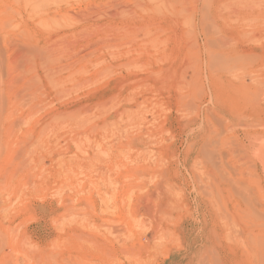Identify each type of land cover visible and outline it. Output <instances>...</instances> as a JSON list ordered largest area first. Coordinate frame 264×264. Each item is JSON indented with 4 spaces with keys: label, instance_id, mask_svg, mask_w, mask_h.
Here are the masks:
<instances>
[{
    "label": "rangeland",
    "instance_id": "rangeland-1",
    "mask_svg": "<svg viewBox=\"0 0 264 264\" xmlns=\"http://www.w3.org/2000/svg\"><path fill=\"white\" fill-rule=\"evenodd\" d=\"M262 136L264 0H0V264H258Z\"/></svg>",
    "mask_w": 264,
    "mask_h": 264
},
{
    "label": "bare ground",
    "instance_id": "bare-ground-1",
    "mask_svg": "<svg viewBox=\"0 0 264 264\" xmlns=\"http://www.w3.org/2000/svg\"><path fill=\"white\" fill-rule=\"evenodd\" d=\"M148 30V29H147ZM146 30V31H147ZM153 32V31H152ZM151 32H150V30L149 31H147L146 33H145V36H149V34H150ZM211 49V48H210ZM214 49V48H213ZM212 52V51H211ZM209 56H208V63L210 64V66H211V68L216 72V73H218V72H224V71H228L229 73H231L232 74V71H234L235 69H237L238 68V70L241 68V67H245V66H243L242 65V60L241 59H239L238 57H233L232 56V54L230 55V53L228 54H226L220 47H216V51H213L212 52V54H211V59H210V61H209ZM242 65L241 67L239 66V65ZM245 65V64H244ZM242 68V69H243ZM210 69V68H209ZM241 69V70H242ZM246 69V68H245ZM237 70V71H238ZM240 70V71H241ZM211 71V70H210ZM236 71V72H237ZM211 72H213V71H211ZM214 72V73H215ZM227 72V73H228ZM235 72V71H234ZM242 72V71H241ZM243 72H245V70H243ZM240 73V72H239ZM219 74V73H218ZM233 74H235L236 76H237V74L236 73H233ZM241 74V73H240ZM239 74V75H240ZM218 76V75H217ZM241 76V75H240ZM242 76H245V75H242ZM215 79V77L213 78V80ZM218 82V81H217ZM219 82H222V80L221 81H219ZM196 84V83H195ZM220 84V83H219ZM222 84L223 83H221L220 84V86H222ZM218 87H219V85H217ZM216 86V87H217ZM246 86V85H245ZM245 86H243V87H245ZM220 88H223V87H220ZM226 88V87H225ZM227 89V88H226ZM245 90H246V87L244 88ZM247 89H249V87L247 88ZM201 90V89H200ZM251 90V89H250ZM245 91L243 90V88H237V90H234V89H227V91H226V96L224 97L225 99H228L229 100V102H231V100L232 99H234V100H236L237 98H236V96L237 95H242L243 93H244ZM198 93H199V91H198ZM197 93V94H198ZM246 94H247V92H245ZM248 94H249V92H248ZM244 95V94H243ZM230 104H235L234 103V101L232 100V102L230 103ZM232 107H234V106H232ZM230 108V110H231V106L229 107ZM237 111H239V109L237 110ZM238 114V113H237ZM239 114H240V111H239ZM72 118H74L73 120H75V119H77V116H72ZM71 118V119H72ZM76 121V120H75ZM78 121V120H77ZM261 138H264L263 136L261 137ZM260 137L258 138V137H256L255 139H258V140H260L261 139ZM254 140V139H253ZM255 141V140H254ZM253 141V142H254ZM256 142V141H255ZM257 142H259V141H257ZM256 142V143H257ZM261 142V141H260ZM260 142L258 143V144H260ZM212 144V143H211ZM209 146V145H208ZM255 146V148L257 149V153H259V156L261 155L262 156V170H263V172H264V143L261 145V147H259V146H256V145H254ZM254 148V149H255ZM258 148H260V149H258ZM209 149V148H208ZM206 150H207V148H206ZM258 150H259V152H258ZM205 151V150H204ZM210 151V150H209ZM209 151H208V154H209ZM211 151H213L212 149H211ZM255 152H253L254 154H256V155H258L257 153H256V150H254ZM205 153H206V151H205ZM216 153V152H215ZM215 153H213V154H211V156H213ZM207 154V156H210V155H208ZM216 155V154H215ZM255 155V156H256ZM211 156L210 157H208V160H210V162H212L211 161V159H209V158H211ZM258 156V157H259ZM216 157H217V155H216ZM215 157V158H216ZM258 157H257V159H258ZM214 158V157H213ZM215 160V159H214ZM261 163V162H260ZM243 189H245V188H243ZM241 190V189H240ZM243 191V190H242ZM242 191H240V192H242ZM247 194V196H248V192H246ZM241 194V193H240ZM242 194H244V193H242ZM245 195H243V197H244ZM245 198V197H244ZM249 198H251V197H249ZM246 199V198H245ZM248 199V198H247ZM246 199V200H247ZM249 200H252V199H249ZM252 202H253V200H252ZM252 216H254V215H252ZM255 217V216H254ZM256 220H257V218H256ZM260 221V220H259ZM262 225H264V224H262ZM251 246H252V249H254L255 250V253H256V256H257V260H258V264H264V231H261L260 230V232L258 233V234H256L255 235V237H253V239L251 240Z\"/></svg>",
    "mask_w": 264,
    "mask_h": 264
}]
</instances>
